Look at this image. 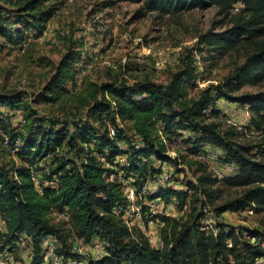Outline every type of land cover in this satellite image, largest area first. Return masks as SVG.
Returning <instances> with one entry per match:
<instances>
[{
	"label": "trees",
	"instance_id": "trees-1",
	"mask_svg": "<svg viewBox=\"0 0 264 264\" xmlns=\"http://www.w3.org/2000/svg\"><path fill=\"white\" fill-rule=\"evenodd\" d=\"M49 1L0 0V17L6 11L5 6L14 7L15 20L23 25L22 31L40 35L55 13L52 6L46 5ZM113 2L140 5L136 11L139 18L148 13L177 16L215 8L230 27L219 33L208 31L200 36V43L221 56L243 49L244 62L225 78L221 87H209L198 98L187 100V90L197 79L193 61L187 60L165 86L149 81L130 85L90 84L77 94H69L65 85L71 83L74 88L70 68L73 56H63L37 95V101L52 105L68 101L73 110L86 108L87 118L100 126L78 121L80 128H75L77 124L69 117L34 118L25 136L14 133V125L6 130V147L0 136V215L6 222L5 232L0 233V252L23 234L33 251L28 264H45L41 247L45 237L57 240L63 264L76 259L79 260L76 264H262V260L264 264V235L258 229L203 223L204 219L209 221L207 214L221 217L227 212L250 209L255 215H264V160L255 159L253 146L239 144L232 128L223 131L221 124L215 122V112L206 113L214 105L213 95L248 105L253 114L251 124L264 136V91L232 96L244 87L264 84V0ZM234 9L237 12L233 15ZM14 104L0 95V109L12 111ZM4 113L1 111L0 115ZM34 115L30 112L23 121ZM123 123L131 125V135L121 126ZM108 124L115 131L114 139L109 138ZM184 133L186 139H182ZM17 139L21 145L15 155L20 165L5 159ZM177 139H182L194 155L203 146L219 150L222 162L236 168L225 183L242 188L240 197L215 205L221 199V191L203 165L199 166L200 175L194 182H185L175 189H151L160 177L158 162L183 172L184 169L178 168L182 157L168 156ZM118 157H123V164L117 163ZM39 163L43 164V170L41 186L37 187L30 179L29 167ZM39 170L40 167L36 168ZM119 173L122 178L132 180L137 195L145 188L149 200L167 204L173 199L180 213L191 207L185 221L157 217L161 248L152 247L142 233L124 224L121 217L127 201L117 179ZM54 211L68 216L75 238L85 243L93 239L101 241L106 255L85 261L71 253L61 231L50 223L49 215Z\"/></svg>",
	"mask_w": 264,
	"mask_h": 264
},
{
	"label": "rangeland",
	"instance_id": "rangeland-1",
	"mask_svg": "<svg viewBox=\"0 0 264 264\" xmlns=\"http://www.w3.org/2000/svg\"><path fill=\"white\" fill-rule=\"evenodd\" d=\"M111 3L112 0H50L46 5L52 6L55 13L45 24L40 35H35L31 30L22 31L23 25L16 23L14 7L5 6L6 11H3V16L0 17V95L11 99L15 107L12 111L6 107L0 109V112H6L0 115L3 121L0 128L2 140L8 141L6 130L11 129V125L16 127L14 133L25 136L27 126L34 118L69 117L77 124L76 127L73 126L75 128H80L76 123L78 121L81 124L100 126L87 118L86 108L73 110L68 101L56 105L37 101V95L53 76L54 68L67 54L73 56L70 68L75 78L74 88L71 83L65 85L69 94H77L90 84L130 85L133 82L149 81L165 86L187 60L193 61L197 79L187 90V100L198 98L200 93L209 87H221L225 78L244 62L243 49L221 56L209 46L200 43V36L208 31L219 33L230 27L229 21L219 16L215 8L195 10L177 16L148 13L139 18L136 17V11L140 9V5ZM236 12L237 9H234L231 14ZM263 91L264 84L258 87H244L232 96L239 97ZM213 98L214 105L208 108L206 113L209 115L215 112V122L221 124L223 131L232 128L236 141L241 145L253 146L252 155L255 159L264 160V136L251 124L253 114L249 106L235 105L238 103L222 95H213ZM235 107H238V111L234 110ZM30 112L36 115L24 122L23 118L28 117ZM231 116L237 123L236 127L227 126L226 121ZM121 126L128 134H132L129 123H123ZM109 127L112 128L108 124L107 129ZM183 135L182 139H186V134ZM182 139L172 143L168 156L182 157V165L178 168L184 169L183 172H177L167 163L158 162L156 168L160 171V177L151 189H175L185 182H194L195 177L200 175L197 173L199 166L203 165L221 191V199L216 201L215 205L240 197L242 188L229 187L225 183L226 179L236 173V168L222 162L221 152L213 147L203 146L202 150L194 155L187 150L188 147L182 143ZM20 145L21 142L19 147ZM15 153L5 159L20 165V159ZM116 161L123 164V157L116 158ZM101 162H105L104 158H101ZM32 166L40 167L38 173L41 179L43 164ZM117 179L122 184L127 201L121 217L124 224L127 222L130 229L142 233L152 247L159 249L163 244L160 236L161 225L157 217L188 220L191 207L187 206L180 213L173 199L167 204L160 200H149L145 188L137 195L132 180L122 178L120 173ZM212 215L207 214L209 221L204 219V225L220 222L232 227L258 229L264 235V215H255L250 209L244 212H227L221 217ZM63 216L64 214L54 211L49 215V219L50 223L61 231L71 251L78 239L73 236L69 222ZM79 248V257L87 261V258H94L93 250L103 249V243L93 239V242H81ZM60 251L58 242L51 238L50 243L42 249L45 264H63ZM30 253V243L19 239L12 245L5 246L0 252L6 258L5 264H28ZM261 263L263 264V260Z\"/></svg>",
	"mask_w": 264,
	"mask_h": 264
},
{
	"label": "built area",
	"instance_id": "built-area-1",
	"mask_svg": "<svg viewBox=\"0 0 264 264\" xmlns=\"http://www.w3.org/2000/svg\"><path fill=\"white\" fill-rule=\"evenodd\" d=\"M235 105H241L242 107H245L244 105L239 104V103L238 104H235ZM234 110L235 111H238V107H235ZM226 123H227V126H229V127H231V126L232 127H236L237 126V123L233 120V117L232 116L229 119H227ZM108 135H109V138L110 139H114L115 138V131H114L113 128H110V127L108 128ZM19 142H20L19 139H17L15 141L14 148L12 149V153H14V152H16L18 150ZM3 145L4 146H7V140H5V139L3 140ZM118 147L121 148V145L118 144ZM29 173H30V179H31L32 183L35 186L38 187L39 186V182H40V177H39L38 171H36V167H33V166L29 167ZM63 217L68 222V220H69L68 216L67 215H64ZM0 218H1L0 219V233H4L5 232L6 222L1 217V215H0ZM125 225L127 226V222H125ZM51 238H54V237H45V238L42 239V241H41V247H42V249H43L44 246H47L50 243ZM18 239L20 241H22V242L23 241H26V242L30 243L28 241L27 237H25V235H23V234L20 235L18 237ZM81 242H84V241L83 240H79V239L77 240L76 244L71 247V253L76 254L78 256L81 255V249L79 248ZM91 242H93V240ZM30 246H31V243H30ZM92 252H93L92 255L94 256V258L91 257L92 260H99L103 255H106V253L104 252V247H103L102 250H99L98 249L97 251L93 250ZM32 254H33V251H32V247H31V253H30L29 257H28V263H29L30 258L32 257ZM4 260L6 261V258L3 257L2 254H0V264H5V261ZM78 262H79V260L76 259V260L70 261L69 264H76ZM55 264H57V263H55Z\"/></svg>",
	"mask_w": 264,
	"mask_h": 264
}]
</instances>
